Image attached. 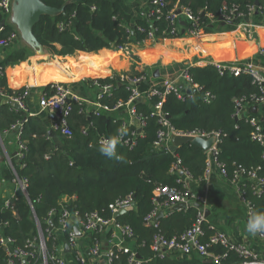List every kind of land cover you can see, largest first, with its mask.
Segmentation results:
<instances>
[{"label": "trees", "instance_id": "16d2710c", "mask_svg": "<svg viewBox=\"0 0 264 264\" xmlns=\"http://www.w3.org/2000/svg\"><path fill=\"white\" fill-rule=\"evenodd\" d=\"M49 6L62 8L56 15H43L34 26V34L45 49L53 55H71L77 51L96 52L102 49L118 50L126 44L142 43L149 38L154 30L155 40L168 37L169 24L165 15L161 18H133L125 11L117 0H42ZM142 1V0H141ZM261 10L252 16L237 18L234 24L259 20L264 13V0H258ZM164 8L166 12L177 5L190 7L201 16L204 31H211V19L218 22L221 8L224 5L237 4L241 10L248 13L249 5H257L256 0H167ZM204 13V15H202ZM208 14L212 15L210 17ZM0 14V23L2 22ZM61 26H65L61 28ZM189 22H185L184 32L188 33ZM140 28L144 29L141 30ZM18 30L11 22L6 24L2 36H8L11 31ZM183 31V30H182ZM181 34V32H180ZM20 36V35H19ZM22 40V38L20 37ZM35 51L23 40L21 44L6 48V54L0 57V90L7 96H18L25 89L14 90L9 87L5 67L27 59ZM147 58L148 55L144 54ZM116 54H99L82 58L93 67L113 63L119 65ZM189 73L198 82L203 91H210L215 98L206 102L201 93H195L193 98L178 99L175 95H168L162 105V110L169 115L171 125L180 131L202 129L220 131L222 141L219 143L218 160L225 165L227 179L232 181L234 172L238 168H258V174L264 176V145L252 136L255 125L251 123L256 118L252 104H246L247 111L242 117L235 116V99L258 92L259 88L253 83L248 74L232 75L228 72L221 75L218 69L208 64L195 65L188 68ZM16 75V73H15ZM18 82H23L22 73H17ZM24 78L25 75L23 74ZM15 77V76H14ZM113 82L112 96H105L103 103L113 107L122 99L127 100L130 91L126 85L118 84L110 77L102 79ZM88 85L90 78L84 81ZM149 82L140 84L141 90L149 87ZM159 100L154 98L153 102ZM150 105L139 102L138 107L148 116L147 125L142 134L137 136V144L129 148L120 143L116 149V156L108 157L100 152L97 139L100 135L107 138L121 134V122L114 121L110 115L95 116L80 113L78 107L70 117V124L74 131L72 137L65 136L52 126L46 125L38 116H32L26 111L15 110L9 104H2L0 99V152L1 140L5 131H11L12 125L24 121L22 139L27 149L21 160L12 159V164L0 169V228L4 235L14 237L16 244L27 246V240L37 235V227L33 217L31 204L35 215L44 220L51 210H61L66 205L70 211H78L86 215L98 210L106 216H112L109 209L111 203L131 194L135 197V208L117 218L123 225H129L134 235L128 241L129 251L114 247V264H136L130 262L131 250H136L142 264H216L198 254L182 255L174 250L165 257H157L152 244L157 236L171 239L179 236L197 221L199 209L191 205L187 209L172 211L167 216L159 218L157 224H146L145 218L164 205L165 200L154 201V191L158 186H177L179 172L171 171L176 156L181 157V166L192 175V179H200L205 174L206 159L208 157L201 147L190 143L182 144L176 152L157 149L154 146L160 124L157 117L151 115ZM261 132L264 133V118L260 120ZM87 128L88 133L83 134ZM134 126L126 128L123 137L127 138ZM137 130V129H136ZM28 181L27 195L10 194L3 196L4 184L15 187V178ZM242 191L251 205L250 215L264 211V190L255 193V183L247 174L240 177ZM204 194V193H201ZM69 198L65 203L63 197ZM215 199L207 196V206L210 205L216 215ZM210 220L202 223L206 236L203 241L214 233L210 227ZM112 231L101 236L109 240ZM209 250L222 258V264H234L241 260L238 253L228 250L221 245H210ZM7 253L0 246V264H6Z\"/></svg>", "mask_w": 264, "mask_h": 264}, {"label": "built area", "instance_id": "2783aa9c", "mask_svg": "<svg viewBox=\"0 0 264 264\" xmlns=\"http://www.w3.org/2000/svg\"><path fill=\"white\" fill-rule=\"evenodd\" d=\"M150 5L147 12L148 18H161L165 15V19L169 24L168 38H176L180 35L182 25L180 20L189 22L188 33L191 36L199 35L203 32L202 20L199 14H196L190 7L177 5L169 9L166 14L164 8L167 6V0H142ZM13 0H0V14H2V22L0 23V57L3 50L17 41L20 36L17 30L11 31L8 36H2L1 33L5 30L6 24L10 23V16L12 13ZM181 8V13L178 14L176 10ZM261 10L258 5H249L248 13L241 10L237 4L231 6L224 5L221 8V14L224 21H235L237 18H245L247 15L252 16L254 12ZM210 17L212 15L208 14ZM65 26H61L64 28ZM141 30H144L140 28ZM154 30L150 31L149 38H154ZM148 38V39H149ZM118 50H130L129 44L120 46ZM258 53L264 56V46H262ZM214 66L218 69L221 75L229 73L232 75L248 74L253 78V83L259 88L258 92L250 94V97L242 96L235 99L237 118L242 117L248 110L246 104L259 105L264 104V73L260 67L252 60L240 61H217ZM1 69V68H0ZM111 79H116L118 84L126 85V89L130 91V96L127 100L120 99L115 106L111 107L102 102L105 96H112L114 90L113 82H104V77H94L91 79L90 86L95 90V98L93 100L83 99L74 93L65 82H51L48 89L45 90L39 100L41 109L48 110L53 114L52 127L65 136L72 137L74 131L70 124V117L75 108L79 106L80 113L95 116L110 115L114 117V121L121 122V136L120 140L123 145L129 148H134L137 144V136L142 134L144 126L147 125L148 116L138 107L139 102L149 104L151 115L157 117L160 124L154 146L157 149L170 150L172 138L176 134H187L193 136H200L209 138L215 136V140L207 152L206 169L204 177L211 171L212 164L219 166L221 174L227 178V171L225 165L218 160L219 143L222 141L220 131H207L202 129H195L192 131H180L175 129L167 115L162 110L164 100L168 95H175L178 99L186 100L193 98L195 93H201L206 102H211L215 96L210 91H203L202 86L195 81L193 76L189 73L188 68H185L181 74L176 77H155L152 70L143 69L140 72H132L128 74H112ZM149 82L150 85L146 90L140 89L142 82ZM184 81V85L180 82ZM29 94V88L26 87L24 92L18 96H7L0 90V99H10L18 103L21 108L24 99ZM154 98H158L153 102ZM121 114V115H120ZM127 117L125 118L124 116ZM26 120V119H25ZM19 121L12 125V130L16 131L17 136V151L15 157L21 160L27 149L26 142L22 139L24 121ZM251 123L255 125V131L252 136L255 140L264 145V133L261 132V125L256 118L251 119ZM134 126L136 129L130 132L129 137L124 138L123 132L126 128ZM142 129L139 132V129ZM88 129L83 130L86 135ZM108 139L106 136L100 135L97 143ZM171 151V150H170ZM176 152V151H172ZM176 156L171 171L179 172L180 176L177 178L178 183L183 184V188L177 186H158L154 191V201L159 203V199L163 198L165 204L176 205L182 202L189 204L196 202L201 205L197 221L179 236L167 239L163 236H157L152 244V249L157 257H165L171 254L174 250H178L183 256H192L198 254L199 256L211 259L216 264H222V258L226 256L214 254L209 250L210 245H221L228 250L239 254L241 260L234 264H264V257L258 252L252 250L249 245L243 242H236L230 238L225 232L218 230L211 222V229L214 233L208 237V240L203 241L206 236L202 223L207 220L205 216V209L207 208V196L191 189L188 181L192 179L191 173L181 166L182 160L179 155ZM9 163L13 165L9 158ZM258 168L246 169L238 168L234 172L232 182L235 183L239 189L242 199L249 205L242 191L240 177L242 174H247L249 179L255 183L253 190L255 193H261L264 190V176L258 174ZM16 189L20 187L25 196L27 195L28 181L21 179L18 176L15 178ZM16 192H13V195ZM69 200L66 198L65 203ZM135 203V197L131 194L117 200L109 205L112 216H106L103 212L98 210L92 211L86 215H81L78 211H70L66 205H63L61 210H51L44 220H40L35 215V209L31 204L33 217L37 227V235L27 240V246L21 247L16 244V239L11 236L4 235L0 228V246L4 248L7 253L6 264H114V247L124 248L125 251L130 250V242L128 241L134 235L133 229L129 225H123L117 221L115 214L121 209L128 208ZM135 208V204H134ZM249 211V213H250ZM156 211L145 218L146 224H157L154 217ZM209 220V219H208ZM53 224V226L51 225ZM76 228L81 232L78 234ZM112 231V236L109 240L103 239L101 236ZM260 238L264 241V233H259ZM107 244V245H106ZM70 250L67 251L66 247ZM130 262L142 264L139 260V255L136 250L132 249L130 254Z\"/></svg>", "mask_w": 264, "mask_h": 264}, {"label": "crops", "instance_id": "0c3cea01", "mask_svg": "<svg viewBox=\"0 0 264 264\" xmlns=\"http://www.w3.org/2000/svg\"><path fill=\"white\" fill-rule=\"evenodd\" d=\"M117 1L133 18L147 17L146 15L150 8L147 2L141 0ZM258 19L240 22L234 24V27L232 26L233 23L230 24L228 21L223 23L221 20L216 22L211 19V22L214 23L212 30H203L201 34L196 36H191L187 32L183 33L184 27H182L181 34L176 38L164 37L157 41L154 37L142 43L129 44L130 50L128 51H112L116 54L115 57L119 65L108 63L105 67L107 72L103 75L78 78L74 75L73 70L80 69L79 66L85 63L82 58L99 55L103 50H109L107 48L96 52L77 51L71 55L31 54L25 60L7 65L5 74L10 88L14 90L29 88V94L24 99L21 109L29 115L38 116L46 125L51 126L53 114L48 110L41 109L39 100L45 90L48 89L53 75L59 76L81 98L93 100L96 95L95 90L90 84L88 85V83L84 82L86 78L92 79L98 76L108 78L112 74H128L140 72L143 69H151L153 75L156 70H159L158 78H176L185 68L190 66L214 65L217 61L238 62L240 60H253L264 73V56L258 53V50L264 46V13ZM17 31L19 32V30ZM12 46H15V44L13 43L9 47ZM5 54L6 49L3 50L2 56ZM144 54L151 58H145ZM19 71L22 73V80L24 79L20 83L16 76ZM27 71H30V73L26 74L25 72ZM31 75L33 77L31 81H28ZM184 84V81L180 82V85ZM12 108L20 110L15 107ZM252 112L256 114V119L260 122L264 118V104H259L258 108ZM124 117L126 118L127 115ZM1 149L0 155L3 158L0 157V162L9 163V158L10 160L16 158L17 136L15 130L5 131L1 140ZM0 185H3V183L0 182ZM188 185L196 192L204 193L206 196L211 195L215 199L217 204H214V208L219 213L216 214V218H213L214 212L211 206L208 205L207 208L211 210L208 219L218 230L225 231L236 242L246 243L252 250L264 257V241L258 233L253 234L247 231L249 205L242 199L237 185L221 174L218 165L213 163L207 176H203L200 179H191L188 181ZM7 191L12 194L16 192V187L9 186ZM66 198V196L63 197V200H66ZM194 203L196 202H190L189 204ZM173 206L167 204L159 205L155 217L161 210L164 212L162 217L167 216L172 212Z\"/></svg>", "mask_w": 264, "mask_h": 264}, {"label": "water", "instance_id": "95a60500", "mask_svg": "<svg viewBox=\"0 0 264 264\" xmlns=\"http://www.w3.org/2000/svg\"><path fill=\"white\" fill-rule=\"evenodd\" d=\"M256 4L259 5V1L256 0ZM62 11V8H55L52 6L47 5L44 3L42 0H13L12 3V13L10 16V22L16 26V28L20 32V37L22 40L29 46L31 47L36 54H44L48 55L50 54L45 47L41 44V42L37 39V37L34 34V26L40 21L41 17L43 15H56ZM178 14L181 13V8H178L176 10ZM204 15V13H202ZM219 20H221L223 23H226L222 16L219 17ZM182 25H185L184 20H180ZM230 24L234 23V21H228ZM4 21L2 22V24ZM184 33V29L182 31ZM154 76H159V70H156L154 73ZM2 104H9L12 107H15L17 109H21V106L14 102L13 100L10 99H2L1 100ZM258 108V105L252 106V109L255 110ZM169 118V115H167ZM142 129H139V132ZM17 131V130H16ZM215 140V136H211L209 138H204L200 136H193V135H187V134H176L172 138V143L170 145V150L171 151H177L178 147L182 144L190 143L193 145H197L201 147L205 152H208L211 145L213 144ZM1 158H3L2 155H0ZM25 193L23 190L18 187L16 189V195L22 196ZM134 204L128 208L121 209L118 213L115 214V218H118L122 214L133 210L134 209ZM191 205H195L196 207L200 208L201 205L199 203H194V204H187L186 202H182L179 204H176L173 206L172 211L182 209V208H187ZM211 210L209 208L205 209V216L208 218L210 216ZM164 215V212L161 210L155 217V221H158L160 217ZM53 226V224H51ZM3 228V225L1 226ZM76 232L80 234L81 232L79 231L78 228H76ZM107 245V244H106ZM66 250L69 251L70 248L69 246L66 247ZM140 257V256H139ZM208 261H212L209 259Z\"/></svg>", "mask_w": 264, "mask_h": 264}, {"label": "clouds", "instance_id": "9594fccd", "mask_svg": "<svg viewBox=\"0 0 264 264\" xmlns=\"http://www.w3.org/2000/svg\"><path fill=\"white\" fill-rule=\"evenodd\" d=\"M120 143V134L109 137L101 142L100 152L108 157L116 156V149ZM116 158L121 159L119 156ZM246 227L249 233H264V211L250 215Z\"/></svg>", "mask_w": 264, "mask_h": 264}, {"label": "bare ground", "instance_id": "6f19581e", "mask_svg": "<svg viewBox=\"0 0 264 264\" xmlns=\"http://www.w3.org/2000/svg\"><path fill=\"white\" fill-rule=\"evenodd\" d=\"M110 52H112V51L111 50H103L101 53L102 54H109ZM145 58H147V57L145 56ZM106 66L107 65H102L99 67H93V66L89 65L87 62H85L84 64L79 66L80 69H78V70L74 69L73 73L78 78H82L84 76H91V75H103L104 73L107 72V70L105 68ZM25 73L29 74L30 71H27ZM32 77H33V75H31L30 80L28 79V81H31ZM50 82H63V81L61 80V78L59 76L53 75Z\"/></svg>", "mask_w": 264, "mask_h": 264}, {"label": "rangeland", "instance_id": "374dc122", "mask_svg": "<svg viewBox=\"0 0 264 264\" xmlns=\"http://www.w3.org/2000/svg\"><path fill=\"white\" fill-rule=\"evenodd\" d=\"M22 43V40L19 38L17 41H15L14 42V44L15 45H17V44H21ZM17 147H18V143H17ZM0 169L1 168H3L4 166H6V165H8V163L7 162H0ZM9 187V185L8 184H4V188L2 189V194L3 195H6V196H10V192L9 191H7V188ZM13 187V186H12ZM219 213V212H218ZM217 212H216V214H218ZM217 216L215 215V214H213V218H216ZM131 245H133V244H130V246Z\"/></svg>", "mask_w": 264, "mask_h": 264}]
</instances>
